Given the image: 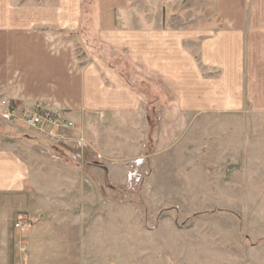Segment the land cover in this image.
<instances>
[{"label": "rangeland", "instance_id": "1", "mask_svg": "<svg viewBox=\"0 0 264 264\" xmlns=\"http://www.w3.org/2000/svg\"><path fill=\"white\" fill-rule=\"evenodd\" d=\"M84 3L94 25L74 37L78 61L97 54L114 74L103 77L102 93L90 91L94 104L61 107L54 94L67 100L68 91L33 89L45 76L31 89L0 87V151L13 149L30 164L26 190L0 202L7 211L0 234L15 232L20 212L31 215L28 250L13 240L6 250L0 244V264L264 258V112L242 97L228 106L225 73L201 57L202 41L222 28L213 0H128L116 9L124 38L109 35V42L99 40V0ZM138 30L156 34L155 58L130 54ZM120 42L130 50L114 45ZM8 101L61 113L75 126L52 142L5 120Z\"/></svg>", "mask_w": 264, "mask_h": 264}, {"label": "crops", "instance_id": "2", "mask_svg": "<svg viewBox=\"0 0 264 264\" xmlns=\"http://www.w3.org/2000/svg\"><path fill=\"white\" fill-rule=\"evenodd\" d=\"M213 3L222 28L202 41L201 57L208 67L225 73L226 79L223 82L226 80L228 84V106L235 105L238 97H242L253 110L264 112V0H213ZM127 6L128 0H99L100 41H111L109 35L113 34L124 38V33L116 30V9ZM88 13L91 14L84 0H0V87L11 91L31 89V81H38V77L45 76L44 86H34L33 89L68 91L69 104L60 95L54 94L60 97L57 101L61 107L76 110L92 106L96 97L90 95V91L98 90L102 93L103 85L108 81L103 77L107 72L110 77L114 74L97 54L91 56L98 59L88 64L83 65L78 61V45L74 37L83 29L93 27V16L91 14L88 19ZM138 26L141 27L140 24ZM135 32L140 42L133 41L135 50L130 54L138 57L137 60L145 53L155 58L156 34L151 35V32L145 30ZM114 45L130 50L124 42ZM191 66L194 67L193 63L190 66L186 64V73ZM2 76H5L4 82ZM102 103L100 98L98 104ZM29 180L28 161L13 149L0 151V202L8 201L11 204L10 196L22 194ZM0 216L1 222L5 224L7 211H0ZM17 217L16 223L25 217V228L15 229L11 233L9 229L6 232L3 228L0 234L3 250L12 240L20 250L21 241L26 242V250L30 246V241L24 238L23 233L29 227L31 215L20 212ZM79 221L77 217L74 218V225ZM76 231L77 226L70 228L71 234L75 235ZM53 242L54 247L59 248L60 239H53ZM71 242L76 243V240ZM256 253L253 252L254 258H245L242 262L215 257L213 253L197 255L191 264H264V258L255 257ZM54 262L92 264L81 258H57Z\"/></svg>", "mask_w": 264, "mask_h": 264}, {"label": "built area", "instance_id": "3", "mask_svg": "<svg viewBox=\"0 0 264 264\" xmlns=\"http://www.w3.org/2000/svg\"><path fill=\"white\" fill-rule=\"evenodd\" d=\"M7 107L1 116L12 123L23 125L27 129L47 136L52 142L59 143L66 139V133L74 128V122L61 113H53L41 107L21 108L11 102H3ZM25 217H21L15 225L16 229L25 228ZM26 242L21 241L20 247L25 250Z\"/></svg>", "mask_w": 264, "mask_h": 264}, {"label": "bare ground", "instance_id": "4", "mask_svg": "<svg viewBox=\"0 0 264 264\" xmlns=\"http://www.w3.org/2000/svg\"><path fill=\"white\" fill-rule=\"evenodd\" d=\"M33 132V131H32ZM25 250H26V248H25Z\"/></svg>", "mask_w": 264, "mask_h": 264}]
</instances>
